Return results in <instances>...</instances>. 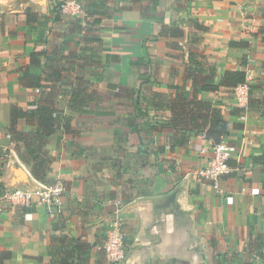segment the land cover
Listing matches in <instances>:
<instances>
[{"label": "crops", "instance_id": "obj_1", "mask_svg": "<svg viewBox=\"0 0 264 264\" xmlns=\"http://www.w3.org/2000/svg\"><path fill=\"white\" fill-rule=\"evenodd\" d=\"M64 1L0 0V188L65 185L58 216L0 202V264H108L115 216L120 264H264V0H76L77 16ZM199 62L211 83L252 69L246 104L200 90ZM178 87L230 123L218 188L191 175L210 140L170 146ZM38 107H54L50 134Z\"/></svg>", "mask_w": 264, "mask_h": 264}, {"label": "built area", "instance_id": "obj_2", "mask_svg": "<svg viewBox=\"0 0 264 264\" xmlns=\"http://www.w3.org/2000/svg\"><path fill=\"white\" fill-rule=\"evenodd\" d=\"M61 10L71 16H77L82 12L76 0L64 1L61 4ZM244 72V82L237 84L233 90L234 98L239 105L246 104L253 79L252 69L246 68ZM235 149V146L225 139L212 144L211 155L206 164L193 169L191 171L192 177L199 181H208L213 187L218 188L221 176L228 170L227 160ZM64 192L63 180L56 177L50 183H40L31 188H0V202L26 208L38 204L44 207L48 215L58 216L63 211ZM228 200L230 201L231 197H228ZM97 250L104 252L108 264H120L124 259L123 232L118 216L112 219L106 237L97 244Z\"/></svg>", "mask_w": 264, "mask_h": 264}, {"label": "trees", "instance_id": "obj_3", "mask_svg": "<svg viewBox=\"0 0 264 264\" xmlns=\"http://www.w3.org/2000/svg\"><path fill=\"white\" fill-rule=\"evenodd\" d=\"M202 64H204L207 70L204 78L198 76V73L196 75L189 73L188 75L190 77L193 76L194 83L202 82L199 86V89L202 91L214 92L220 86L234 88L245 80V72L243 70H226L221 75L218 83H211L210 81L216 76L215 67L207 63H198V65ZM199 71L197 70V72ZM207 80L210 81L207 82ZM53 111L54 107H38L36 110L38 117L40 119L43 117L44 119V131L49 134L55 129L54 117L52 116ZM31 112L13 108L12 117L14 118V114L21 116L31 115ZM169 112V120L165 126L171 130L169 143L173 148L187 144L191 134L203 135L212 144L223 140L229 134L230 123L223 117L220 108L214 106L211 101L200 99L197 96H193L192 98L186 97L179 87L176 93L169 99ZM65 119L68 121V117ZM65 127L68 128V124H65ZM13 134L17 135L16 132ZM256 161L264 162V150L261 155L256 157Z\"/></svg>", "mask_w": 264, "mask_h": 264}]
</instances>
